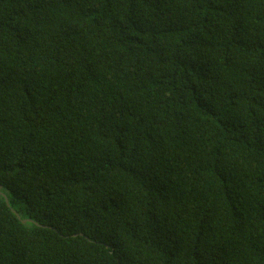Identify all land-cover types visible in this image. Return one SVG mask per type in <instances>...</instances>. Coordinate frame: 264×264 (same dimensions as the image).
<instances>
[{
	"label": "trees",
	"instance_id": "16d2710c",
	"mask_svg": "<svg viewBox=\"0 0 264 264\" xmlns=\"http://www.w3.org/2000/svg\"><path fill=\"white\" fill-rule=\"evenodd\" d=\"M0 186V264H264V0H0Z\"/></svg>",
	"mask_w": 264,
	"mask_h": 264
},
{
	"label": "water",
	"instance_id": "95a60500",
	"mask_svg": "<svg viewBox=\"0 0 264 264\" xmlns=\"http://www.w3.org/2000/svg\"><path fill=\"white\" fill-rule=\"evenodd\" d=\"M2 189V187L0 186V190ZM1 194V193H0ZM1 195H3V197L5 198V200H6V203L8 204V202H9V200H8V198L4 195V194H1ZM12 212L20 219V216H19V214L16 212V211H14V210H12ZM23 223H27V222H31L30 220H24V221H22Z\"/></svg>",
	"mask_w": 264,
	"mask_h": 264
}]
</instances>
